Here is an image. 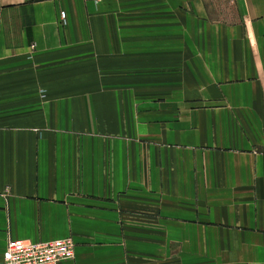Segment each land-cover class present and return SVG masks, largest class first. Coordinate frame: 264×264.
Listing matches in <instances>:
<instances>
[{"label":"crops","instance_id":"crops-1","mask_svg":"<svg viewBox=\"0 0 264 264\" xmlns=\"http://www.w3.org/2000/svg\"><path fill=\"white\" fill-rule=\"evenodd\" d=\"M64 238L264 264V0H0V260Z\"/></svg>","mask_w":264,"mask_h":264},{"label":"built area","instance_id":"built-area-1","mask_svg":"<svg viewBox=\"0 0 264 264\" xmlns=\"http://www.w3.org/2000/svg\"><path fill=\"white\" fill-rule=\"evenodd\" d=\"M64 17L65 14L61 13V18ZM74 256L75 243L72 238L47 242L10 240L0 264H60L73 260Z\"/></svg>","mask_w":264,"mask_h":264}]
</instances>
